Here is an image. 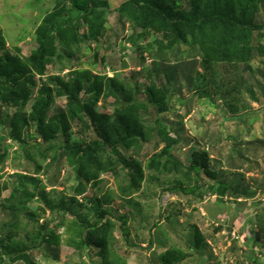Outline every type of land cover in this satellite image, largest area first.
I'll use <instances>...</instances> for the list:
<instances>
[{"label": "rangeland", "instance_id": "rangeland-1", "mask_svg": "<svg viewBox=\"0 0 264 264\" xmlns=\"http://www.w3.org/2000/svg\"><path fill=\"white\" fill-rule=\"evenodd\" d=\"M100 1L108 2L112 11V14L109 15L106 34L108 37L111 36V39L107 37L102 40L99 56V58L102 56L109 58L114 66V70L112 67H108L107 74L113 76L117 72L124 79H131L135 75L131 80L132 86L148 83L141 76L140 68L136 66L140 57H138L136 48L129 42V37L133 33L131 25L125 23L124 26L118 20V14L115 12V9L127 0ZM60 4L68 5L70 0H0V32L1 38L5 41L7 52L25 62L35 50L36 30L47 16L57 10ZM254 19L264 25L263 4H259ZM253 36L254 45L262 52L264 50V30L262 32L254 31ZM94 47V45L91 47L83 45L81 53L77 55L79 56L78 60L70 64L62 60L65 63L64 67L59 62L57 65H49L44 76L38 75L32 69L37 88L47 81L48 76L57 75L60 73L57 71L61 70H64L61 73L63 77L80 68L97 73L104 72L105 70H101L100 61L97 62L94 58ZM2 53L4 51L0 52V54ZM195 56L192 57V51L187 50L183 56L171 57L168 61V65L172 67L182 65L178 79L183 87V97L178 95V91L175 89L172 91L170 99L173 114H180L184 117L182 131L179 134L173 132L169 134L171 139L178 137L183 143L181 147L175 149V153L184 163L190 164L192 148L207 151L212 164L215 160L223 162L222 167L215 166L212 173L218 170L229 172L223 176V180L226 178L232 180L231 173L241 174L245 179L244 184L250 187L251 193H255L253 197L244 196L235 199L228 196L222 198L218 196L219 193L213 195L210 186L218 187L219 179L209 176L204 171L199 177L200 181L194 180L193 183L183 178V172H177L178 178L184 181L183 188L202 185V191L205 190L202 199L198 196L199 191L188 195L181 191L178 194H165L163 190L173 186L175 176L170 175L169 172L159 174L155 167L157 165H153V158L166 147V140L156 133H154L155 138L149 137V142L146 144L148 146L144 145L140 149L139 156L135 151L127 153V149H122L126 156L135 158V161L138 162L135 164H139V166L134 165V168H139L142 175L139 190L136 189L138 190L136 193L131 192L126 195L121 190L127 185L126 182H129L128 174L124 170L121 171L119 178L106 173L98 175L92 171L93 175L90 174L91 177L86 179L82 177V173H89V170L78 169L79 167L76 165L68 164L66 158L62 162L54 161L60 154V149L55 148L58 144L50 151L48 160L43 161L39 156V151L34 147H29L28 152L25 153L16 142H11L9 139L7 143L10 149L6 160L0 163V206L2 203L6 204L9 199H11V203L22 204L24 208L36 214L38 224L36 227L29 222L25 213L19 215L18 222L14 215L0 209V239L9 245L11 243L9 235H15L14 240L11 241L24 240V242H28L47 224V239L52 240L50 248L57 251L58 258H52V255L46 253L44 249L32 250L28 255L34 264H103L102 258L91 247L85 246L82 250H76L73 243L81 241L83 232L86 237L88 228L85 226L93 224L94 220L100 219V216L105 213L99 227L105 230L106 222L114 224L110 232L108 246L111 249L110 260L112 261L120 259L123 260L122 264H162L161 254L179 249L184 255L187 254V257L175 264H264V249L255 245L251 246L252 243L249 240V237L252 236V231L249 229L254 227L257 230L261 224L264 225V187L261 186V183H264V151H255L254 145L256 144L250 145L251 150H248L249 142L258 139L264 140L262 134L264 131V53L253 54V57H250L246 63H241L242 61L236 57H233L235 58L233 62L227 63L221 59H213L216 57L207 60L199 53ZM144 58L147 65H152L153 60L147 54L144 55ZM234 62L238 64H233ZM95 63H97V70L90 69V66ZM185 63L187 65H184ZM158 76L160 84H163L162 80L166 79L164 73L160 72ZM243 78L246 80V88L255 90L262 102L251 103L250 105L258 114L250 116L248 124L238 125L237 122L230 119L234 113L229 109V104L236 103L242 96L246 101H249L245 87L236 93L232 90L238 86V80ZM188 79H191L192 92L186 89ZM214 80L216 86L211 85ZM222 86L227 92H218ZM198 88L205 92L210 91L211 98L215 102L213 103L209 97L199 94ZM191 96H194V101L191 110L187 112L191 105V102H188ZM136 100L140 105L148 107L145 117L141 118L143 125L157 127V107L148 102V97L143 89L137 94ZM113 101V98L101 100L98 104L99 110L106 102V111L113 113ZM31 104L29 103L28 106ZM64 104L65 98L57 100L56 105L64 106ZM217 105L224 106L229 113L220 115L222 110ZM241 107L240 103V110L237 111L239 114L244 112ZM29 108L26 109L27 112H30ZM5 112L9 117H12L15 109H6ZM54 113V110L50 111L49 116H53ZM171 120L174 121L175 117L173 116ZM34 130V127H30L29 134H32ZM8 131L9 129L2 131L0 128V139L6 138ZM71 132L73 141L81 142L84 139H89L78 135L77 127H73ZM73 132L77 134L73 135ZM89 133L87 132L85 135L89 136ZM34 140L43 143L40 138H34L33 141L30 140V144H34ZM151 144H156V148H153ZM230 155L235 158L230 162L235 166H241L235 171H230L232 168L228 164ZM28 158H32L33 161ZM159 162H163V159ZM17 173L30 175L36 180L24 183L26 190L31 193L36 192L37 195L42 187L45 188L49 193L48 200L45 201L54 203L63 199L66 205L70 206L71 198H74L79 203H83L84 209L78 208V205L74 209L83 216L85 224L83 225L75 216L60 215L59 211L42 212L37 197L30 203H21L18 198L21 195L22 186L20 181L14 177V174ZM192 175L196 177L194 173ZM18 189L19 191H16ZM15 194L17 195L15 196ZM88 199L93 202L101 200L102 207L99 208V214L88 211L89 206H92L93 203ZM120 217L128 218L127 227L131 230L130 235L134 239L136 247H129L126 243L127 234H123L119 229ZM16 221L19 227L14 230L11 227ZM3 226H7L8 229L6 233L2 234ZM194 229L195 231L197 229V232L192 235ZM198 232L205 239V246L202 249L196 248L197 236L195 235H198ZM51 235L59 239L58 243L53 238L51 239ZM36 242L39 243V241ZM150 243H152V247H150ZM191 249H195V251L193 252ZM254 254L256 255L255 260L252 259ZM0 264L30 263L19 256L7 257L0 250Z\"/></svg>", "mask_w": 264, "mask_h": 264}, {"label": "trees", "instance_id": "trees-1", "mask_svg": "<svg viewBox=\"0 0 264 264\" xmlns=\"http://www.w3.org/2000/svg\"><path fill=\"white\" fill-rule=\"evenodd\" d=\"M259 4L264 5V0H127L120 4L115 12L118 14V20L124 26L125 23L131 25L133 33L129 37V42L136 48L138 57H140L136 66L140 68L141 76L148 81V83L145 82L139 86L131 84L135 75L131 79L121 78L117 72L115 75L109 76L106 71L108 67H112L114 70L112 62L105 56L99 58L102 40L108 37L106 36L107 23L109 15L112 14L110 5L106 1L70 0L68 5L60 4L57 10L47 16L36 30L35 50L25 62L7 52L5 41L1 38L0 32V52L4 51L0 54V128L2 131L9 129L6 138L0 139V163L6 160L10 149L7 143L9 139L11 142H16L25 153L28 152L29 147H34L39 151V156L43 161L48 160L50 151L58 144L55 148L60 149V154L54 161L58 163L65 161L66 158L68 164H74L79 167L78 169L89 170V173H82V177L86 179L93 175L92 171L98 175L106 173L116 178L120 177L122 170L127 172L129 182H126L127 185L121 188L123 194L126 195L139 190L142 175L139 168H134V165L139 166V164H135L138 163L135 158L126 156L122 149H127V153L135 151L139 156L140 149L144 145L147 147L149 137L155 138L154 133H156L166 140V147L153 158V165H157L155 167L159 174L169 172L170 175L175 176L173 186L163 190L165 194H178L181 191L188 195L199 191L198 196L202 199L205 192V190L202 191V185L183 188L184 181L178 178L177 172H183V178L193 183L194 180L200 181L199 177L204 171L209 176L219 179L218 187L210 186L213 195L219 193L218 196L222 198L228 196L235 199L244 196L253 197L255 193H251L250 187L244 184L245 179L241 174L234 172L230 174L233 176L232 180L227 178L223 180V176L229 172L218 170L212 173V169L215 166L222 167L223 162L215 160L212 164L207 151L192 148L190 164L184 163L175 153V149L181 147L183 143L178 137L171 139L169 134L171 132L179 134L182 131L184 117L180 114H173L170 99L172 91L175 89L178 91V95L183 97V87L178 79L182 65L172 67L168 65V61L171 57L183 56L187 50L192 51V57H196L195 55L199 53L207 60L216 57L213 59H221L227 63L233 62L235 59L233 57L242 61L241 63H246L250 57H253V54L264 53V50L260 52L261 49L254 45L253 36L254 31L262 32L264 30V25L254 19ZM83 27L85 31L82 29ZM108 38L111 39V36ZM83 45L85 47L95 46L94 58L97 62L100 61L101 70H105L104 72L97 73L80 68L63 77L61 73L64 70L60 69L61 71H57L60 72L59 74L48 76L47 81L37 88L32 69L38 75L44 76L49 65H57L59 62L64 67L65 63L62 60L68 64L78 60L79 56L77 55L81 53ZM145 54L153 60L152 65H147ZM233 64L238 63L234 62ZM90 67V69L97 70V63ZM160 72H163L166 78L162 80L163 84H160L158 76ZM238 81V86L232 89L234 93L243 87L246 88L244 78ZM213 84L217 85L215 80L212 81L211 85ZM192 88L191 79H188L186 89L192 92ZM141 89L147 95L148 102L157 107V127H146L141 122V118H144L148 111L147 105H140L136 100ZM198 89L199 94L207 96L213 103L215 102L211 98L210 91L205 92L201 88ZM245 91H247L249 101H246L242 96L236 103L229 104V109L234 113L230 119L237 122L238 125L248 124L250 116L258 114L250 105L251 103L262 102L255 90L246 88ZM218 92L227 91L222 86ZM61 98H65L64 106L56 105L57 100ZM109 98L114 100L112 102L114 112L106 111V102L99 110V102ZM193 101L194 96H191L188 100L191 105L189 104L187 112L191 110ZM29 103L32 104L28 106ZM240 103L244 112L239 114ZM28 107H30V112L26 111ZM217 107L222 110L220 115L229 113L224 106L217 105ZM6 109H15L14 115L9 117L5 112ZM53 110L54 115L49 116L50 111ZM173 116L175 117L174 121L171 120ZM30 127L35 128L32 134H29ZM73 127H77L78 135L89 139H84L81 142L73 141L71 132ZM87 132H90L89 136L85 135ZM77 133L73 132V135ZM262 134L264 135V131ZM34 138H40L43 143L34 140V144H30V140L33 141ZM250 145L256 147L255 151H264V140L262 139L249 142V151L251 150ZM151 146L156 148V144H151ZM241 158L243 159V156ZM28 159L33 161L32 158ZM161 159L163 162L160 163ZM234 159V156H229L228 164L232 166L230 171L241 167L230 162ZM182 168L184 170H181ZM193 173L196 177H193ZM14 175L22 186L23 192L20 191L21 195L19 194L18 198L21 203H30L37 197L42 212L59 211L58 214L75 216L83 225L85 224L83 216L74 209L77 205L78 208L84 209L83 203H79L74 198H71L70 206H67L63 199L54 203L45 201L48 200L49 194L45 188L42 187L37 195L36 192L31 193L26 190L24 183L36 181L32 176L20 173ZM261 184L264 187V183ZM26 198L28 200H23ZM88 201L93 202L91 199ZM7 203H2L0 209L14 215L18 222L19 215L25 213L29 222L37 227L38 219L35 213H31L32 211L24 208L22 204L11 203V199L7 200ZM101 207L102 202L99 199L89 206L88 211L99 214L98 211ZM105 215L103 213L100 219L97 218L93 224L85 226L88 228L86 237L83 232L81 241L74 242L73 246L76 250H82L85 246L91 247L102 258L103 264H122L123 260H110L111 249L108 246L110 232L114 224L106 222L105 230L99 227ZM119 220L121 221L119 229L123 234H127L126 243L129 247H136V243L130 235L131 230L127 227L128 218L120 217ZM17 221L11 227L14 230L19 227ZM252 228L249 229L252 231V236L249 237L251 246L255 245L264 249V225L261 224L257 230ZM7 229L8 227L5 226L2 229V234L6 233ZM196 232L197 229L196 231L194 229L192 235ZM195 236H197L196 248L202 249L205 246L204 237L199 232ZM14 237L15 235H9L11 242L9 245L0 239V250L7 257L19 256L28 263L34 264L28 255L29 251L44 249L46 253L52 255V258H58L57 251L50 248L52 240L47 239V224L31 241H11L14 240ZM52 238L58 243V238L51 235ZM150 247H152V243H150ZM191 251L194 252L195 249H191ZM185 257L187 254L184 255L182 250L175 249V251L161 254L160 260L162 264H175ZM252 259H256L255 254Z\"/></svg>", "mask_w": 264, "mask_h": 264}]
</instances>
